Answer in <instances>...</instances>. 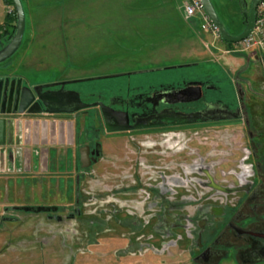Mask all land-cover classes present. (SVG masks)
<instances>
[{
	"label": "flooded vegetation",
	"instance_id": "obj_1",
	"mask_svg": "<svg viewBox=\"0 0 264 264\" xmlns=\"http://www.w3.org/2000/svg\"><path fill=\"white\" fill-rule=\"evenodd\" d=\"M235 88L237 104L219 102V107L210 106L201 113L185 115L175 113L169 108L151 111L138 107L133 99L136 88L131 87L128 96L113 98L114 104L111 105L115 109L126 111L129 122L124 124L122 129L106 120L109 127L118 128L108 133H104L102 127H94L93 121L101 120L100 111H84L83 117L88 118L92 124L89 129L92 140L77 142L83 129L74 136V163L72 169L66 173V178H69L70 180H67L70 182L66 181L74 184L75 191L70 204L72 207L67 209L65 218L75 220L77 229L68 228L64 218L58 214L66 209L63 206L25 205L29 207L25 210V224L31 217L40 219L32 231L33 238L38 233L43 234V237L39 238V243L37 242L42 246L47 237L48 243H51L53 237L54 241L60 243V240L68 239L71 234L73 241L77 240L72 242L75 249L78 242L85 240V247L89 245L91 252L85 253L91 258L95 254L94 251L99 249V245H107L103 239L97 244L98 238L94 239L93 234L112 235L117 240L110 250L113 260L107 264H141L144 259L154 264L159 257L173 256V251L187 264H264V126H254L257 120L248 117L243 105L245 92L239 87L238 81L235 82ZM138 89L141 97L147 100L151 98L150 93L156 97L158 92L156 85L143 84ZM256 97L261 100L264 96ZM152 101L155 103L156 98ZM186 107L197 110L196 106L190 104ZM32 108H36V105ZM79 112L78 110L74 113V117L77 118ZM241 114L243 118L237 119ZM30 115L36 114L25 112V117L28 118ZM262 121L264 122V117ZM239 124L244 125L246 137L243 146L241 145V156L234 168L218 173L214 169L219 160L205 165L202 158H199L189 165L175 158L177 154L188 150L187 142L184 143L187 138L185 132ZM100 133L111 139L127 137L132 140L129 145L134 148L136 156L138 155L134 163L140 168L138 183L136 187L118 186L116 189L134 187L137 194L128 201L122 200L124 198L121 196L114 198L112 193L101 195L98 198L109 206L98 211L100 213L97 212L99 210L97 208L85 213L81 208L84 203L78 186L80 179L78 171L91 168L103 158V144L98 140ZM84 146L88 147V158L82 161L81 149L84 153ZM118 161L124 164L127 160L121 158ZM83 162H88L89 165L82 167ZM194 167L201 173L200 177L190 179L188 174L183 177L179 172L180 169L189 173ZM27 174L28 172H25V175ZM219 174L222 175L221 179H225L224 176L227 175L237 181L222 184L217 180ZM46 175L49 174L44 173L40 176ZM182 185L185 186L184 192L179 194L180 190L177 188ZM68 193L72 194L71 185H68ZM94 198L95 196L91 194V199ZM40 206L47 209H37ZM100 215L103 218H100ZM47 219L55 220L59 225L55 229L56 233L44 237L47 226H50L44 223ZM113 227L123 230L120 236L113 232L111 229ZM77 230L81 235L78 236ZM34 241L36 240L26 239L25 245ZM95 244L97 245L94 248ZM69 248L72 247L68 246ZM75 249L73 250L75 257L72 252L70 263L80 255ZM148 253L149 256L146 255ZM105 254L102 251V255L95 256L98 258L103 256L105 259Z\"/></svg>",
	"mask_w": 264,
	"mask_h": 264
},
{
	"label": "crops",
	"instance_id": "obj_2",
	"mask_svg": "<svg viewBox=\"0 0 264 264\" xmlns=\"http://www.w3.org/2000/svg\"><path fill=\"white\" fill-rule=\"evenodd\" d=\"M55 1L59 7L64 4L68 8L75 6L85 9V18L79 22L84 23L86 55L109 53L107 50L109 45L102 41L103 45L99 48L97 40L109 38L111 25H113L116 30L113 38L131 37L134 40L135 51L133 54L138 55L135 61L146 62L147 60L153 65V68L140 69L138 72L177 70L183 73L171 79H164L165 81L144 83L156 85L158 89L156 97L150 93L151 98L148 100L137 92L143 84L131 85L130 82H125L106 92L99 93H89L72 88L71 85L74 83L96 78L77 79L70 73H62L77 69L60 65V62L64 65L66 63V60L60 58L61 55L66 56L71 53L66 48L67 44L62 45L61 41L58 42V49L52 52H49L52 45L46 43L48 39L46 37L38 38L31 47L32 36L30 37L31 31H28L25 15L24 32L16 55L0 66V71H3L0 76L7 78L13 94L16 84L20 89L23 88L24 96L25 87L32 91L35 98L25 110L30 108L33 111L28 113L36 114L27 118L25 117L27 111L24 110L23 113L13 115V126H10L7 131L5 144L0 145V259H4L5 264L12 263L14 256L21 261V258L25 256V210L22 209L25 206V172H28L27 175L31 178L44 173L50 176L58 173V176L62 177L61 173H67L72 169L75 154L74 136L76 135V126L72 119H74V113L79 110L78 106L102 103L109 107L106 111V120L120 127L129 122L127 112L111 106L114 104L112 99L125 98L129 95L131 87L136 88L133 99L137 106L151 111L169 108L175 113L188 115L206 111L210 106L219 107V102L221 104L229 102L237 104L231 84L233 80L220 64L219 58L216 57L217 53L218 56L224 58L230 55L229 47L218 41L212 46H207L206 41L212 37L207 31L200 29L198 15L190 18L185 16L180 0H117L118 19L113 24L110 23V7L113 6L110 5V0ZM215 1L211 0L219 19L224 23L217 8L220 0H217V3ZM47 2L50 1L38 0V3L43 5H47ZM235 2L231 5H234L239 11L238 7H241V2L238 4ZM95 3H97V9L94 12H101L100 16L97 15L99 18L96 21L91 8V5ZM22 5L24 14H26L25 5ZM238 15L240 16V12ZM77 18L74 16L71 23L77 22ZM15 22L16 20L7 22L4 16H0V26L4 25L6 29H9V32L0 36L3 45L11 38L10 33L15 28ZM34 33H36V29ZM56 33L60 34L59 38H61L62 32L57 31ZM5 39L7 40L4 42ZM3 45L0 43L1 47ZM25 49L28 50L27 56H25ZM31 50H36V56L31 54ZM54 53L56 56H60L59 61L56 60ZM28 54L32 56H28ZM104 63L106 61L100 65H104ZM85 69L92 70L94 67ZM48 71L59 72L63 77L50 79L39 77L40 73ZM29 74H33V76L30 77ZM154 98H156L155 103L152 101ZM34 102H37L36 108H32ZM188 104L196 106L197 110L187 108ZM45 106H50L58 111L44 112ZM227 107L229 109V106ZM75 108L76 110L73 112L69 111ZM58 182L60 181L58 180ZM3 183H6L7 186L3 187ZM5 213L8 216H4ZM6 222L11 224H6ZM16 224L21 227V233L16 236L8 235L6 230L11 227L8 225ZM14 236L16 239L12 240ZM79 256L83 257L82 259H88L87 253L77 257Z\"/></svg>",
	"mask_w": 264,
	"mask_h": 264
},
{
	"label": "rangeland",
	"instance_id": "obj_3",
	"mask_svg": "<svg viewBox=\"0 0 264 264\" xmlns=\"http://www.w3.org/2000/svg\"><path fill=\"white\" fill-rule=\"evenodd\" d=\"M47 5L39 4L38 0H21L22 4L25 5V15L27 17L26 21L28 22V31H31L32 38L30 39L31 47L40 37L48 38L46 43L48 45H52V48L49 50L56 51L58 49V42L61 41L62 45L67 44V49L70 50V54L56 56L54 53L56 60L63 58L66 60L65 65H60L63 67H72L77 70L71 71H63L62 73H70L72 77H77V79H86V78H96L89 81H83L74 83L71 85L72 88H77L84 92L89 93H99L106 92L110 90L112 87H116L124 84L125 82H130L131 85H138L144 83H150V81H165L164 79H171L172 77L180 76L182 71H171V70H163V71H154V72H138L140 69H150L153 68L151 63L135 61L138 55H134L135 51L133 48L134 40L131 38H113V35L116 34V30H114V26L111 28V32L109 33V38L105 40L98 39L99 48L102 47V41L104 44H108L107 50L108 54H87L85 48V28L84 23L79 22L80 20H84L85 18V9L80 7H65L57 4L55 0H47ZM185 0H180L181 9L183 8V3ZM217 3V0L215 1ZM234 0H220L217 8L220 11V15L224 21L228 25V27L232 30H235L236 27H239V21H241V16L244 10L249 9L251 0H237L235 3L238 4L241 2V7L239 11L234 7ZM117 0H110V23L113 24L115 20H117ZM97 3L91 5L93 10L94 20L96 21L100 16V13L94 12L97 9ZM10 9H13V5L7 3L6 0H0V16H4L8 21H13L12 15L13 11L10 12ZM105 10V8H104ZM240 12V16L238 15ZM98 15V16H97ZM74 16H77V22L71 23V20ZM15 21V20H14ZM13 21V22H14ZM47 21V22H46ZM36 29V33L34 30ZM54 31V32H53ZM62 32L61 38H59L60 34L56 32ZM9 32V29H6L4 25L0 26V36ZM209 35L212 37L206 41L207 46H212L215 42H222L225 44L221 38L213 37L210 33ZM5 37V36H3ZM7 39L4 40V42ZM214 40V42H213ZM96 41V40H95ZM3 45V42H1ZM96 43V42H95ZM71 44V46L69 45ZM235 44V43H234ZM228 46V52L230 55H227L226 58L222 56L216 57L219 58V62L224 67V70H227L229 76L231 77L233 92H236L235 82H239V87L245 92L243 105L247 110L248 117H252L254 120L259 121V125L254 122V126H264L263 117H264V97L260 98L256 96H264V49L263 50H250V51H241L237 50L239 46ZM96 45V44H95ZM226 45V44H225ZM27 47V44L25 45ZM1 48V46H0ZM65 48V47H62ZM27 51L25 49V56H27ZM31 54L36 56V50H31ZM29 52V53H30ZM28 54V56H32ZM16 55V52L3 63H0V66L5 62H8L9 59L13 58ZM256 57V58H255ZM59 61V60H58ZM103 61H106L104 65H100ZM135 61V62H134ZM55 62V61H54ZM70 64V65H69ZM68 67V68H69ZM94 69H85L92 68ZM82 69V70H81ZM3 71H0L2 73ZM122 73H129L128 75H119L115 77H102L108 75H116ZM30 77L33 74H29ZM37 76V75H36ZM62 74L59 72H42L39 77L42 79H50L53 77H61ZM63 77V76H62ZM75 79V78H74ZM120 83V84H119ZM227 91V90H226ZM236 96V95H235ZM109 109L106 105L102 103H95L87 107H83L79 109V116L74 117L72 122L75 124L76 135L80 133L83 129L81 135L78 137L77 142H90L92 139L90 137L91 131H89L90 126L92 125L88 118H84V111L90 110L101 113V120H94V127H102L104 133L111 132L113 129L107 124L106 120V111ZM242 111L244 108L242 107ZM212 118V117H211ZM238 118H243V114L239 115ZM76 119V120H75ZM215 119V118H212ZM222 120H225L221 118ZM203 121V119H201ZM85 121V124H84ZM192 121V120H191ZM107 123V124H106ZM91 124V125H90ZM84 126V127H83ZM135 127V126H124V128ZM123 129V128H122ZM186 141L188 144V150L183 151L180 154L176 155V159L180 162H184L186 164L192 165L194 161L202 158V163L209 164L213 161L219 160L220 162L216 165L214 171L218 173L226 172L230 168H234L241 156V147L245 141V128L244 125H230V126H219L215 128H201V129H192L190 131L185 132ZM98 140L103 144V158L100 162L89 169L79 170V190L83 195V208L84 212H88V210H95L96 208L101 211V209L108 207L109 205L103 204L101 199L98 197L104 194H114V198H118L121 196L122 200H132L133 196L137 194L136 189L134 187L127 189H119L116 188L118 186H129L133 185L136 187L137 176L140 174V168L136 166L134 163V159L137 158L136 153L134 152V148H132L129 144L132 141L130 138L121 137L117 139H111V137H106L102 133H100ZM44 145V144H43ZM242 145V146H241ZM49 146V144H47ZM27 147V146H26ZM121 158L126 159L124 164H121L118 160ZM191 171L185 173L179 169L180 174L185 177L186 174L189 175L190 179L197 178L201 176V173H198V170L194 167V169H190ZM63 174L62 177L58 176V173H54L53 176H37L35 178H31L29 175L25 176V205H36V204H55L65 207L66 209L60 211L58 214L64 218L68 224V228L77 229L75 225V220L71 221L66 219L67 209L72 207L71 202L73 201V192L75 191L74 184L68 183L70 182L66 173ZM222 176L219 174L218 181L222 184H226L229 182H236L230 178L229 176H224L225 179H221ZM69 179V180H67ZM58 180L60 182H58ZM68 182H67V181ZM187 184V183H185ZM68 185H71L72 194L68 193ZM7 186L6 183H3V187ZM177 188L179 194L184 192L185 186H179ZM193 189V187L191 188ZM181 192V193H180ZM91 194L95 196L94 199H91ZM90 196V197H89ZM93 200V201H92ZM89 202V203H86ZM31 214L30 212H26ZM100 213V212H98ZM33 214V213H32ZM4 216H8L6 213ZM100 218L103 216L100 215ZM40 219L37 217H31L30 220H26L28 222L25 224V240H36L39 243V238L43 237V234H37L35 238L34 227L36 228V224ZM55 220H45L44 223L50 226H47V230L44 234V237L49 234H54L57 231L56 227L59 225ZM63 222V221H62ZM10 222H6L9 224ZM43 223V224H44ZM11 224V223H10ZM11 226L7 228L8 235L12 236L21 233L20 226L16 225H8ZM44 225H41L43 227ZM3 227V226H2ZM5 227V226H4ZM7 227V226H6ZM27 227V228H26ZM30 227V228H29ZM29 228V229H28ZM31 229V230H30ZM113 232H116L119 236L122 229L111 228ZM49 231V233H48ZM78 236L81 235L77 230ZM114 234V233H113ZM94 239L98 238L99 240H104L107 245H99V249L94 251V256L91 258L88 257V260H82L81 257H77L74 259V262H69L70 257H75V245H72V242H77V240L73 241L74 238L69 234V238L58 243L54 241V237L51 239V243L49 239L45 238V243L40 246V244L28 243L25 245V256L19 260L16 256L12 259V263L8 264H107L113 260L111 257L110 250L115 246L116 238L112 235H97L93 234ZM12 238L15 240L16 237ZM85 238V235L83 236ZM122 238V237H121ZM82 239V238H81ZM34 241V242H36ZM80 241V240H79ZM97 241V242H98ZM101 242L99 241L100 244ZM68 245L72 247L70 250ZM94 245L95 246L97 245ZM75 251L76 253H80V255L85 254V251L91 253L89 251L90 246L87 250L85 247V240H81L77 244ZM98 248V247H97ZM116 248V247H115ZM117 249V248H116ZM114 249V250H116ZM70 251V252H69ZM102 251L105 252V259L103 256L98 258L95 255H102ZM73 252V253H72ZM93 253V252H92ZM117 253V252H116ZM55 254L57 257H55ZM172 260L171 257H159L156 259L157 263L154 264H187L186 261L178 257L177 253L173 251ZM150 255V253L146 254ZM152 255V254H151ZM25 259V260H24ZM109 259V260H108ZM65 260V262L63 261ZM148 260V259H147ZM143 260L141 264H151L150 261ZM0 264H5L4 259H0ZM172 261V263H168ZM86 263V264H87ZM140 264V263H136Z\"/></svg>",
	"mask_w": 264,
	"mask_h": 264
},
{
	"label": "water",
	"instance_id": "obj_4",
	"mask_svg": "<svg viewBox=\"0 0 264 264\" xmlns=\"http://www.w3.org/2000/svg\"><path fill=\"white\" fill-rule=\"evenodd\" d=\"M263 0H251L250 7L248 11V18L246 25L242 29V31L237 35L230 34L226 28L224 27L223 23L219 19L215 8L211 2V0H200L204 13L207 17L217 26L220 34V38L224 41L231 42V43H238L242 39H244L252 30L254 17H255V10L258 3ZM13 8L15 10L16 22L13 35L9 39V41L0 48V63L4 62L8 58H10L16 50L19 48L24 32L25 27V14L21 0H12ZM25 96L23 92V88H19V85L16 84L14 89V94L11 92V87L8 84L7 78L0 77V145L5 144L6 134L10 126H13V115L23 113L24 110L29 106V104L35 98L32 91L25 87ZM12 93V95H11ZM37 104V102L32 103V105ZM87 107V105H80L77 109ZM75 109L69 110L73 112ZM27 112H32V109L25 110ZM44 112L52 113L57 112L54 108L50 106H45L43 108ZM203 111H198L194 113H189L188 115H192L195 113H201ZM106 121V120H105ZM119 128H122L120 126ZM84 153L83 149H81V160H86L88 158V147L84 146ZM88 162H83L82 167L88 166ZM23 210H28L29 207L23 206ZM37 209L45 210L47 208L40 206Z\"/></svg>",
	"mask_w": 264,
	"mask_h": 264
},
{
	"label": "built area",
	"instance_id": "obj_5",
	"mask_svg": "<svg viewBox=\"0 0 264 264\" xmlns=\"http://www.w3.org/2000/svg\"><path fill=\"white\" fill-rule=\"evenodd\" d=\"M13 9H10V12ZM183 12L187 18L199 16V26L201 30L207 31L213 37L220 38L217 26L204 13L200 0H185ZM234 46H239L237 50H263L264 49V0L258 3L255 10L254 23L251 32Z\"/></svg>",
	"mask_w": 264,
	"mask_h": 264
},
{
	"label": "trees",
	"instance_id": "obj_6",
	"mask_svg": "<svg viewBox=\"0 0 264 264\" xmlns=\"http://www.w3.org/2000/svg\"><path fill=\"white\" fill-rule=\"evenodd\" d=\"M6 1H7V3L13 5L12 0H6ZM248 11H249V9L243 11V14H242V16H241V21H239V27H236L235 30L230 29L226 23H223V24H224V27L226 28V30H227L230 34H232V35H237V34H239V33L242 31V29L244 28V26L246 25V22H247ZM5 19H6V18H5ZM12 19H13V21L16 20V16H15V10H14V8H13ZM13 32H14V29H12V31H11V33H10V37L13 35ZM223 41H224V40H223ZM225 44H226L227 46H231V45L234 44V43H231V42H227V41H225Z\"/></svg>",
	"mask_w": 264,
	"mask_h": 264
}]
</instances>
